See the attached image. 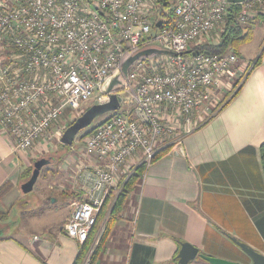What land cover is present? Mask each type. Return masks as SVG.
Returning <instances> with one entry per match:
<instances>
[{
	"label": "built area",
	"instance_id": "1",
	"mask_svg": "<svg viewBox=\"0 0 264 264\" xmlns=\"http://www.w3.org/2000/svg\"><path fill=\"white\" fill-rule=\"evenodd\" d=\"M231 13L235 23L249 25L264 16V0H0V131L14 151L29 152L50 129L62 135V115L76 117L85 105L122 96L125 109L84 139L85 154L102 163L64 225L78 245L120 179L141 163L146 169L162 137L178 128L188 132L192 114L206 113L241 78L236 53L204 47L220 43ZM146 49L161 52L123 69ZM96 243L80 264H94Z\"/></svg>",
	"mask_w": 264,
	"mask_h": 264
},
{
	"label": "crops",
	"instance_id": "2",
	"mask_svg": "<svg viewBox=\"0 0 264 264\" xmlns=\"http://www.w3.org/2000/svg\"><path fill=\"white\" fill-rule=\"evenodd\" d=\"M255 22L264 24L258 18L251 24ZM262 37L249 53L244 51L249 41L237 48L238 69L244 76L235 95L230 93L204 121L195 124L194 119L188 132L176 129L180 139L143 171L94 264H175L178 241L196 247L198 254L249 263L232 237L264 254V177L259 152L264 142V33ZM77 154L71 149L67 160L56 163L59 173L50 170L57 173L51 174L61 194L57 200L64 199L55 217L57 209H52L57 207H47L43 200L29 209L31 198L24 197L20 186L32 154L14 151L12 141L0 131V187L7 186L0 192V214L8 213L0 226L15 233L0 237V264L75 263L79 245L65 234L64 225L72 202L84 199L90 173L102 163L83 149L79 153L83 159ZM130 164H139L138 157L130 159ZM83 165L89 168L87 174L78 178L65 174L68 181L62 179L61 171L69 168L77 173ZM125 170L120 169V177ZM22 219L27 221L22 230L28 233L18 231ZM189 264L209 263L197 255Z\"/></svg>",
	"mask_w": 264,
	"mask_h": 264
},
{
	"label": "rangeland",
	"instance_id": "3",
	"mask_svg": "<svg viewBox=\"0 0 264 264\" xmlns=\"http://www.w3.org/2000/svg\"><path fill=\"white\" fill-rule=\"evenodd\" d=\"M173 1L174 0H171V2H173ZM251 29H252L251 30L252 31L251 32L252 33V35H251L252 36V39H251L252 41H249V43H246L245 44L246 46H244L245 47L244 48V51L247 52V53H249L253 49V47L260 40L263 39L262 35L264 33V24H263V22H259V23L258 22H255L251 26ZM210 39H212V38L210 37ZM154 46L159 47L158 44H155ZM243 73H242V76H241L240 79L239 78L238 79H236V78L232 79V81L230 82L231 88L228 89V91H226L224 89L223 91H221L220 95L219 94L217 95V97L215 98L216 104H215L214 107L207 109V112L206 113H194V114H192L191 120L194 121V119H195L197 121V123L195 122V124H198L200 121H204L208 116H210L213 113V111H215L218 108V106H220V104L228 97V95H230V93H232L233 91L234 92L236 91V89L238 88V86L240 85V83H241V81L243 79V76H244ZM112 80H113V78H110L109 79V82H112ZM115 86H118V83L115 84ZM86 103L87 102L83 103L82 105H85ZM86 106L89 107L90 105H85L84 108ZM124 109H125V106H121V108L118 109L115 112L121 113ZM79 114H77L76 117ZM112 114H113V112H106V113H104V114H102L100 116H97L93 120L92 124L89 127H87L85 129L81 130L80 132H78V134L76 135L75 140H74L72 146H64V145H62L61 142L59 141V138H60L61 134L60 135L55 134L53 132L54 129L48 130L47 133L44 134V136L42 137V139H40L39 141H36L35 142L34 148L32 147L29 150V152H28V153L32 154L31 167L33 168V163H34V161L36 159L45 158L48 162L46 164H44L40 168L38 177L36 179V182H35V184L33 186L32 191H30V192H28V193H26L24 195L25 198L26 197H30L31 198L29 200V203H28L29 209H32V207H37V204L39 203V201H42L43 200V205H45L47 207H50V206L57 207V208L52 209V211H54L55 209H57L56 212L54 211L55 217H56V215L59 214V208L62 206L61 204H63V200L64 199L63 198H61V199L59 198V200H57L58 197H60L61 194H60L59 191H57V189L59 190V188L57 187L56 177L55 176H51V174L56 175L57 173H59V171H58V167L59 166L57 165V167H56V163L58 161H60V159H61V161H60L59 164H61L64 160H67V157L69 158L68 152L71 149H73L74 151H76V153H78L77 156H79V157H81L83 159L84 156L79 154L81 149H83V151H84V139H85V136L83 137V134L89 128H91L94 125H97L103 119H105L106 117H108V116H110ZM197 115H198V117H197ZM64 116L65 115H62V117L60 118L59 123L60 124H63L64 123L63 125L66 128L76 117L73 116L71 118H65ZM178 133L179 132H177L175 130V131H171V132L167 133L164 137H162V141H160V143L158 144V149H157V151L155 153H157L159 150L164 149L165 146L172 145L171 144L172 142L178 141L179 140L178 138H180V136H179ZM75 161L77 162L76 165H79L80 164L78 157L75 158ZM75 167L76 166L73 164L72 165V169H75ZM82 167L83 168H81L80 171H78L77 173L73 172L69 168H67V170L61 171L60 174L63 177L62 179L65 180V181H68L67 179L64 178V176H66V175L69 176V177L70 176H76V178H78L79 175H81L82 173H86L87 174V171L89 170V168L85 169L84 168V165ZM50 170L56 171L57 173H53V172L51 173ZM70 173H72V174L70 175ZM130 174H128V175H130ZM128 175H126V176L128 177ZM29 177H27L26 180ZM119 191H120V189H119ZM117 193H115V194H117ZM49 199H50V202H53V199H55V200H54L53 203H50L49 202ZM77 200H81V198L80 199L78 198ZM39 221L40 222H43L44 219L39 220ZM26 223H27V221H25V219H22L21 225H20L19 230H18L19 232L22 233V232L25 231V232L28 233L29 230H22V227L23 228H26ZM102 225H103V222L101 224V227H100L99 231L102 230L101 229L102 228ZM6 234L15 235L14 232H9V233H6ZM20 235H23V234H20Z\"/></svg>",
	"mask_w": 264,
	"mask_h": 264
},
{
	"label": "trees",
	"instance_id": "4",
	"mask_svg": "<svg viewBox=\"0 0 264 264\" xmlns=\"http://www.w3.org/2000/svg\"><path fill=\"white\" fill-rule=\"evenodd\" d=\"M169 6L170 4L166 1L165 7H169ZM257 18L264 21V16L258 15ZM249 25L241 26L235 23L234 16L231 13L229 15V18H228V21L225 27L226 29L221 36L220 43L217 45L204 46L205 49H208L211 52H219V53H224V52L232 50L234 53L238 54L237 48L241 44H244L250 41L251 39L252 29H251V26ZM259 58H260V55L258 56V59L255 61L254 66L259 63ZM236 91L232 94V96L235 95ZM111 116L112 115L106 117L102 121L109 119ZM95 127L96 125L89 128L83 134V137L91 133L95 129ZM171 147L172 145H168V146H165L164 149L159 150L157 153L153 155L151 162L155 161L157 158L164 155L166 152H168L171 149ZM259 152H260V161H261V167H262V172H263V177H264V142H262L261 145L259 146ZM144 169H145V163H141L137 165L135 167V170H133V172L130 175H128V177L125 175L120 179L119 181V186H121L120 191L116 195L109 194L104 199L102 206L100 207L99 211L96 214L95 223L92 226L87 239L85 240L83 244L79 245L78 254L74 261L75 262L74 264H80L84 254L87 252V250L91 246L93 240L97 238V243L95 244L93 248V253L91 256L92 262L93 263L95 262V258L97 254L99 253V251L101 250L105 242V239L111 230V227L113 226L114 222H116L120 217V211L126 202L127 194L133 189L134 185L136 184L140 175L143 173ZM32 170H33L32 167H29L28 169L25 170L24 179L30 176ZM5 187L7 188V186L5 185L0 187V192L5 190ZM7 218H8V213L0 214V221H4ZM102 222H103V225L101 228L102 230L99 231ZM178 242L179 244L181 243L180 241ZM173 262L177 264L176 256H174Z\"/></svg>",
	"mask_w": 264,
	"mask_h": 264
},
{
	"label": "water",
	"instance_id": "5",
	"mask_svg": "<svg viewBox=\"0 0 264 264\" xmlns=\"http://www.w3.org/2000/svg\"><path fill=\"white\" fill-rule=\"evenodd\" d=\"M229 3H239L245 0H227ZM159 23H157V26ZM160 50L157 49H146L135 53L134 55L128 57L123 65V69L134 61L136 58L148 55L151 53H159ZM122 102V96L120 94H112L109 97V100L104 103L92 104L87 107L83 112H81L63 131L60 142L62 145L71 146L75 140L76 135L81 130L89 127L93 120L106 112H115L120 108ZM48 161L45 158L37 159L33 163V170L30 177L24 181L20 188L23 193L30 192L33 188V185L38 177L40 168L46 164ZM7 232L5 228L0 226V237L5 235ZM231 240L241 249V251L248 257L249 263L247 264H264V254L256 251L249 245L235 239ZM197 255L203 258L209 264H244L237 261H230L218 257H212L208 255L198 254V249L189 243L183 242L179 244L178 253L176 255L177 264H189Z\"/></svg>",
	"mask_w": 264,
	"mask_h": 264
}]
</instances>
